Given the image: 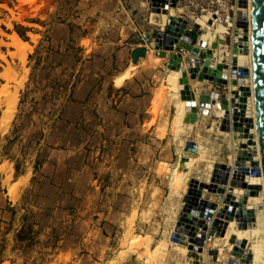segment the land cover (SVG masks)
Instances as JSON below:
<instances>
[{
    "label": "rangeland",
    "instance_id": "374dc122",
    "mask_svg": "<svg viewBox=\"0 0 264 264\" xmlns=\"http://www.w3.org/2000/svg\"><path fill=\"white\" fill-rule=\"evenodd\" d=\"M126 2L0 0V73L27 75L0 122V264L196 263L174 241L177 223L191 180L231 161L232 134L215 116L178 127L174 70L153 54L138 69L123 57L135 19ZM185 5L192 17L212 6ZM13 35L28 44L24 60ZM126 64L137 72L129 95L113 81ZM6 83L16 84L0 76V121ZM188 157L198 160L186 170Z\"/></svg>",
    "mask_w": 264,
    "mask_h": 264
},
{
    "label": "built area",
    "instance_id": "2783aa9c",
    "mask_svg": "<svg viewBox=\"0 0 264 264\" xmlns=\"http://www.w3.org/2000/svg\"><path fill=\"white\" fill-rule=\"evenodd\" d=\"M185 1L188 0H149V15H159L165 20L163 23L155 24V27L151 30L142 28L137 30L141 47H145L147 52L155 51L157 55L161 56L166 46L165 39L169 35L166 34V30L168 25L171 24L170 17L174 16L182 19L176 24L178 28H181L183 20H186L184 32L176 37L178 43L173 44V51L182 55V61L179 66L181 77L183 72L188 73L191 90L196 95L192 100L196 102L197 117L194 123L189 121L193 114L192 106H187V101L183 100L188 108L187 121L191 124H197L202 118L210 116L219 118L218 129L220 133L227 136L232 134L233 143L230 148L233 150V154L230 162L223 163L229 165L230 169H221L220 171L219 179L223 180L227 177L226 183H221L220 181L212 182L210 179L206 183L212 186L211 189H204L200 197L192 196L188 202L185 201L184 207L185 205L188 206L186 214L189 217V221L183 222L182 230L175 232L174 239H177L178 242L174 241L177 244L185 241L186 245H181H184L189 252L194 253L195 264H229L231 258L240 261L235 264H245L241 261L242 257L239 255V250L242 249L241 243L244 240L238 239L235 235H230L228 237L230 240L234 238V241H231L233 248L229 253L224 254L226 256L222 259L220 258L222 255L216 245V241L226 237L231 223H234L237 228L244 229L240 224L246 223L251 218V210L247 209L248 197L255 196L261 191L256 185L251 184V180L257 177L264 178L256 125L253 121L251 128H249L251 123L245 120L246 118L255 119L249 117L250 114L247 111L249 104L247 109L240 107L243 104L241 98L244 96V90H241V87L248 85L251 88L250 95L253 98L252 54H249L252 38L251 0H211L212 6L202 8V14L198 17H192L184 12L187 7V5L183 6ZM173 10L179 13H172ZM198 18L203 20L199 22ZM220 25L224 27L223 30H219ZM157 31L161 32V37L155 36ZM205 31L214 34L215 45H212L209 41H206L207 45L205 47L200 45L199 41H203L202 36ZM159 40L162 41V48L157 47ZM179 42L186 43L191 49L181 46L180 50L177 51L176 48ZM195 49L197 53L193 55L192 52ZM204 49L212 52L209 58L202 57L201 53ZM242 55L251 56L250 59L246 60L245 64L240 63ZM166 59L168 68V58ZM206 60L210 61L212 69H217L218 65L228 66V71L222 72L220 76L226 83L210 81L205 77L202 80L199 79ZM190 69L196 70L197 78L195 80L190 77ZM246 71L249 74L248 79L244 77V72ZM192 81L210 84L211 88L203 93L193 86ZM234 81L236 83H233ZM200 94H206L207 101H200ZM225 100L228 102L227 108L223 104ZM205 110H208V113H205ZM217 111L221 114L217 115ZM242 113L245 114V117H242ZM236 115L238 116L237 120L234 119ZM226 119L230 121V130H222L223 121ZM240 124H242V131L235 132L233 127ZM254 128L255 132L253 133L251 129ZM246 129H249V132L245 131ZM243 142L246 143L245 147H242ZM192 143L193 145L188 147L191 151H196L198 144L196 142ZM242 152H246L247 155L241 154ZM233 181L242 182L245 187H234L232 185ZM199 186L198 184L197 188ZM220 188L223 189V192H220ZM252 191L256 194L251 195ZM187 197L188 193L186 199ZM231 217H233L232 220ZM190 246L192 249H189ZM236 249H238V254L234 255ZM214 250L218 251L216 258L210 253ZM244 253L248 252L244 250Z\"/></svg>",
    "mask_w": 264,
    "mask_h": 264
},
{
    "label": "water",
    "instance_id": "95a60500",
    "mask_svg": "<svg viewBox=\"0 0 264 264\" xmlns=\"http://www.w3.org/2000/svg\"><path fill=\"white\" fill-rule=\"evenodd\" d=\"M251 9H252L251 29H252L253 98L250 95L251 88L248 85L241 87V90H244V96L241 98V101L243 102V104L240 107L243 109H247L248 104L252 100L254 101L253 103L255 107V120H253L252 118H246L245 120L251 123L249 128H251L253 121L255 122L257 138H258V145H259V150L261 151L260 154L262 157V163H263V169H264V0H251ZM170 20H171V24L168 25L167 30H166V34H169V35L165 39L166 46H165V50L162 51L161 56L168 58V68L169 69L179 70V66L182 61V55L180 53L176 54L173 51V44L178 43V39L176 37L180 36L181 33L184 32V28L187 22L186 20H183L182 27L178 28L176 27V24L182 21V19L171 16ZM155 36L161 37V32L157 31L155 33ZM199 42H200V45H202L203 47L207 45L206 41L200 40ZM161 44H162V41L159 40L157 43V47L162 48ZM181 46L188 47L186 43L179 42V45L176 48V50L179 51ZM188 49H191V47L189 46ZM168 51H170V53H168ZM146 53H147V50L145 47H139V48L133 49L132 51L133 61L135 63L138 62L139 58L145 56ZM192 53L193 55H195L197 53V50L195 49ZM211 54L212 52L210 50H205V49L201 53L202 57H206V58H209ZM226 71H228L227 65H218L217 69H212L210 67V61L206 60L202 68V72L199 75V79L202 80V78L205 77L209 79L210 81L226 83L225 80L220 78L222 72H226ZM189 72H190L191 79L195 80L197 78L196 70L190 69ZM244 77L247 79L249 78V74L247 73V71L244 72ZM233 83H236V82L234 81ZM195 96L196 95L194 94V92L191 90V87H190V80L188 78V73L183 72L182 77H181V98L187 101V106H192L193 114L191 116V119H189L191 123H194L197 117L196 102L192 101L193 98H195ZM199 99L200 101H204V100L207 101L206 94H200ZM223 104H224V107L227 108L228 102L226 100L223 102ZM207 106H209V104H207ZM205 113H208V110H205ZM244 115L245 114L242 113V117H245ZM234 119L237 120L238 116L236 115ZM229 123L230 121L228 119L224 120L223 125H222V130H230ZM233 130L235 132L237 131L241 132L242 124L235 125L233 127ZM245 131L249 132V129H246ZM252 131L253 129H251V132ZM192 145H193L192 142L188 143L189 147H191ZM245 146H246V143L243 142L242 147H245ZM241 154L245 156L247 155L246 152H242ZM186 162L187 160L184 161L185 164ZM221 169L229 170L230 166L227 164H223V163L216 164L214 167L213 173H212V178H211L212 182H218V181H220L221 183L227 182V177L223 180L219 179ZM198 184L200 185L199 188H197ZM211 187L212 186L209 185L208 183L200 182L198 179L193 178L190 182L188 197L187 199H185V201L188 202L192 196L200 197L204 189H211ZM219 190L220 192H223L222 188H220ZM255 194L256 193L252 191L251 195H255ZM183 210L184 211L182 213V216L180 217V220L177 223V231L182 230L181 227L183 226V222L189 221V217L186 214V212L188 211V206L185 205ZM252 214H254V211H250V215ZM232 219L233 217H231V220ZM250 220L255 221V217L252 216ZM185 232H188V231H185ZM182 239H184V237H182ZM174 240L178 242L177 239H174ZM231 241L233 242L234 238ZM180 243L186 245L185 241H181ZM244 245H245V241L241 243L242 249L239 250L240 252L239 255L240 257H242L241 261L243 263L249 264L252 260V255L250 253H244ZM189 249H192V247L190 246ZM210 253L213 254L216 258L218 251L214 250V251H211ZM237 254H238V249L234 251V255H237ZM239 262H240L239 260H235L233 258L229 260V264H235Z\"/></svg>",
    "mask_w": 264,
    "mask_h": 264
},
{
    "label": "bare ground",
    "instance_id": "6f19581e",
    "mask_svg": "<svg viewBox=\"0 0 264 264\" xmlns=\"http://www.w3.org/2000/svg\"><path fill=\"white\" fill-rule=\"evenodd\" d=\"M172 13H175V10H173ZM205 17H207V16H205ZM202 20H203L202 18H198L199 22H201ZM223 29H224V27L220 25L219 30H223ZM202 39H203V41L204 40L209 41L210 43H212V45L216 44L214 34L209 32V31L203 32ZM11 44L17 49V55L22 60H24L26 55H27V50H29L28 44L26 42H24L22 40V38H20L18 35H13ZM250 46L251 47H250V53L249 54L251 55L252 54V38H251ZM250 55H247V56L242 55L240 57V63L245 64L246 60L250 59V57H251ZM0 76L5 78L8 82L14 81L16 83L13 87L9 86V83H6L1 88V92L3 93V96H4V99H2V104H5L6 107L3 111L0 122H1V128L6 129L9 125L14 113H15V110H16L17 101H18L17 92H18L19 88L24 84L27 75H26V73H18L13 68V66H8L4 69V71H2L0 73ZM127 76H129V70H127L125 73L123 72L118 77V80H117L118 83L121 84L122 81ZM172 83H173L171 85L172 90L175 91V93L181 97V72H180V70H177V69L174 70V76H173ZM177 102H179V104H178L179 110H178V116H177L178 121H179L178 127L181 128L183 125L184 126H191V125L186 124V122H187L186 119H187V115H188V108L186 107L185 102L183 101L182 98L177 99ZM253 102L254 101L252 100L249 103V108L247 109V111H248V114H250L249 117H253L255 119V107H254ZM220 114L221 113L219 111H217V115H220ZM211 129H212V127H211ZM252 132L253 133L255 132V128L253 129ZM231 142L233 143V137L231 138ZM199 149L203 153L206 151V148H204V147H199ZM197 160H198V158L188 157L187 162H186V165H187L186 170H189L197 162ZM174 173L177 175L176 180H175L176 184L174 181V184H175L174 187L177 190V188L179 187V184L182 183L181 181L183 179V174L178 173V171L176 169H175ZM201 181H203V180H201ZM251 184L256 185L261 190L260 193L256 194L255 196L248 197V201H247V209L254 211V214H252L251 216L250 215H248V216H250V217L254 216L255 221L248 220L246 223H241L240 225L244 229L237 228L234 223H231L230 228L228 230V233L230 230H232V232L229 235L227 233V235H228V237L230 235H235L238 239L245 241L244 250L252 255V260L249 264H264V178L263 177L253 178L251 180ZM232 185L234 187H240V188L245 187V184L242 182H239V181H233ZM240 225H239V227H240ZM227 235H226V237H227ZM224 241H225V237L216 241V245L219 247L220 253L222 255V256H220L221 259L225 258V256H226V255H224V253L225 254L229 253L233 248V244L229 238H227V242H224ZM226 243H227V245L223 246V244H226ZM179 247L183 251H187V248L185 246L180 245ZM224 247L226 248V252H225ZM154 250L155 251H153V252L157 251L156 248ZM7 264H9V263H7Z\"/></svg>",
    "mask_w": 264,
    "mask_h": 264
},
{
    "label": "crops",
    "instance_id": "0c3cea01",
    "mask_svg": "<svg viewBox=\"0 0 264 264\" xmlns=\"http://www.w3.org/2000/svg\"><path fill=\"white\" fill-rule=\"evenodd\" d=\"M127 2H128V0H127ZM129 2H130V4H133V6H134L133 7V12H134V18L135 19L132 20V22H133V24H132L133 25V32H131L130 36L128 37V39H126V41H124V47L121 50V52L124 53L123 57L126 58L127 63L133 64L135 66V68L138 69L140 67H143L146 58H148L150 56V54H153L157 58L162 60V66L161 67H163V72L164 73H170L171 70H169L167 68V66H166L167 59L157 55L155 51H148L146 53V55L143 56V57H140L138 62H136V63L133 61V58H132L133 49L141 47V42H140L137 30L139 28H142V29H145V30H151V29H153L155 27V24H159L160 22L163 23V21L165 19H163V17H161L159 15H153V16L149 15V12H148L149 0H129ZM175 12L177 13V11H175ZM135 20L137 22H139V23L136 24ZM125 53H126V55H125ZM124 61H125V59H124ZM130 64H126L128 66H124L119 72H117L115 74V76L113 78L114 84H117L116 82L118 80V77L123 72L125 73L126 70H129ZM163 72H161V73H163ZM136 73H137L136 71L131 70L130 73H129V76H127L122 81V83L118 85L119 88H125L126 89V93L128 92L126 95H129V93L132 92L134 76L136 75ZM192 84H193L194 87H197L198 91H201L203 93L208 91L211 88L210 84L207 85V84H204V83H198L196 81H192ZM193 125H195V124H193ZM1 188H5V186L3 184V179L0 180V190H1ZM3 195L6 196V193L5 192H3V193L0 192V200L3 198Z\"/></svg>",
    "mask_w": 264,
    "mask_h": 264
},
{
    "label": "trees",
    "instance_id": "16d2710c",
    "mask_svg": "<svg viewBox=\"0 0 264 264\" xmlns=\"http://www.w3.org/2000/svg\"><path fill=\"white\" fill-rule=\"evenodd\" d=\"M18 27H20V30L18 29V33L20 34V36L23 38V39H25V40H28L29 39V37L26 35V32L25 33H23L22 32V30H28V28H26V27H22V26H18Z\"/></svg>",
    "mask_w": 264,
    "mask_h": 264
}]
</instances>
